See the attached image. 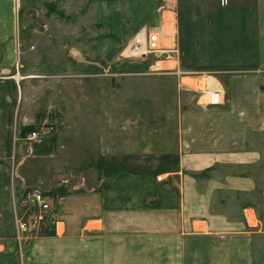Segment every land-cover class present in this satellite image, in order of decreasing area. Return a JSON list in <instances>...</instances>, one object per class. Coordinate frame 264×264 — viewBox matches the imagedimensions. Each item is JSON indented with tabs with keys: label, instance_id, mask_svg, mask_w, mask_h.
<instances>
[{
	"label": "crops",
	"instance_id": "0c3cea01",
	"mask_svg": "<svg viewBox=\"0 0 264 264\" xmlns=\"http://www.w3.org/2000/svg\"><path fill=\"white\" fill-rule=\"evenodd\" d=\"M82 2L92 7L94 20L65 26L52 14L43 20L59 9V0H0V158L8 155L10 126L35 122L28 109L33 116L44 93H61L57 78L90 75L102 67L87 65L88 54L75 45L92 42L99 62L116 58L124 43L123 10L132 36L161 27L167 41L178 45L176 66L215 74L224 102L203 113L190 107L178 121L174 145L161 153H138L124 134L122 118H115L114 133L90 139L102 141V150L82 173L97 175L86 178L78 196L74 188L57 194L46 223L31 208L38 222L21 248L11 237L14 196L22 198L29 187L18 180L14 189L0 176V238L5 240L0 264H234L224 255L234 248V226L226 215L210 212L209 192L203 189L213 181L202 186L194 175L218 163L249 161L246 132L264 110V0H227L224 6L220 0H176L170 23L163 11L156 16L155 0ZM42 44L50 48L39 49ZM14 67L19 77L25 73L19 82L8 74ZM32 93L34 105L28 100ZM56 152L58 159L63 150Z\"/></svg>",
	"mask_w": 264,
	"mask_h": 264
},
{
	"label": "rangeland",
	"instance_id": "374dc122",
	"mask_svg": "<svg viewBox=\"0 0 264 264\" xmlns=\"http://www.w3.org/2000/svg\"><path fill=\"white\" fill-rule=\"evenodd\" d=\"M59 1L62 5L58 10L52 9V12L43 15L44 22L50 21L52 16L65 26L68 23L77 24L94 20L92 7L81 5L83 0ZM155 1L157 17L162 11L164 16L167 15L166 18L174 13L176 0ZM121 13L124 43L122 50L116 51V58L109 61L103 59L99 62L93 59L98 49L92 42L87 41L84 46L75 45L77 51L88 54L87 65L95 68L96 64L100 63L102 67H96L90 75L57 78L55 84L60 89L63 88L61 93H44L40 108L36 109V112L32 109L33 116L30 108L28 109L27 115L34 117L35 122L22 127L13 124L10 126L8 155L0 158V165L7 169L1 167L0 176H4L8 182L11 181L14 189L20 180L21 184L25 183L29 187L25 190H38L45 195L49 201V209L40 214L44 223L55 208L57 194L67 195L66 190L74 188L73 195L78 196L86 187V178H94L97 175L96 172L82 173L83 169L91 167L93 160L98 159L97 156L102 150L98 148L99 142L102 141L90 139L98 138V134L104 131L108 134L114 133L115 118H122L124 134L129 141L133 139L138 153L149 154L153 151L161 153L174 145L179 131L178 121L182 114L186 115L189 112L190 107L203 113L223 105L224 91L215 74L183 70L176 66L180 61L179 48L177 44H172V39L168 43L162 38L159 52L144 53L142 58L133 57L129 53L130 51L135 53L131 47L132 39L140 32L132 36L130 29H125V26H128V14L125 10ZM161 30V27L146 29L147 32L158 31L161 37H167V33L164 34ZM168 44L173 48L168 49ZM111 47L108 44V48ZM40 48L46 50L50 46L42 44ZM141 51L144 52L143 48ZM17 72V68L14 67L8 74H12L15 81L19 82L25 73L20 72L22 79L17 81L18 75H15ZM67 79L70 81H66ZM214 81L217 84H213ZM201 83L205 85L207 83V87L220 92L221 104H200L204 102L205 96L197 89ZM66 84L69 87H64ZM28 100L31 101L30 105H34L36 98L33 93ZM261 111L260 122L251 125L246 132L249 161L233 165L218 163L210 167V171L194 175L202 186L213 181L210 187L203 189L204 192H209L210 212L226 215L234 226L232 238L234 248H229L232 250L231 253L228 251V254H224L233 258L234 264H264V110ZM68 119H71L72 123H69ZM40 127L52 128V134L47 141L41 146H24L22 129ZM59 149L63 150V153L56 159V150ZM14 197L16 203L12 214L14 234L11 237L21 248L34 234L38 216L34 217L31 214V204L25 197L22 199L19 194ZM20 223L26 224L24 232H17V225ZM225 239L219 238L220 241ZM4 241L0 238V243Z\"/></svg>",
	"mask_w": 264,
	"mask_h": 264
},
{
	"label": "built area",
	"instance_id": "2783aa9c",
	"mask_svg": "<svg viewBox=\"0 0 264 264\" xmlns=\"http://www.w3.org/2000/svg\"><path fill=\"white\" fill-rule=\"evenodd\" d=\"M220 4L222 6L227 4V0H220ZM143 39L140 37V34L135 35L133 37V44H131V47H133V51L135 55H142L140 54L143 48V53H156L161 51V44H162V37L158 31H146V29H143ZM143 41V44H142ZM144 55V54H143ZM15 75H18L16 73ZM13 78V76H11ZM201 93V92H200ZM203 94V93H202ZM207 95V94H203ZM209 97V96H208ZM202 104V103H200ZM220 102H211L210 98L209 101L206 104L203 105H219ZM52 134V128L51 127H40L36 129H32L29 131L24 137H22V144L24 146L32 147V146H41L43 145L47 139ZM157 180L159 181L160 178L158 177ZM24 197L26 201H29L31 204V208L39 211L40 213L45 212L49 209V201L45 197V195L37 190L33 191H27L24 194ZM18 231L24 232L26 230V224L20 223L17 225Z\"/></svg>",
	"mask_w": 264,
	"mask_h": 264
},
{
	"label": "bare ground",
	"instance_id": "6f19581e",
	"mask_svg": "<svg viewBox=\"0 0 264 264\" xmlns=\"http://www.w3.org/2000/svg\"><path fill=\"white\" fill-rule=\"evenodd\" d=\"M169 11H167V13H168ZM171 13V12H170ZM169 14V13H168ZM169 16H170V14H169ZM168 16V17H169ZM165 22L166 23H170V21L168 20V18H166V20H165ZM140 37L143 39V33H141L140 34ZM163 38V40L165 41V42H167V40H168V36L167 37H162ZM164 41H163V43H164ZM169 43V42H168ZM163 45H165V44H163ZM172 48V47H171ZM168 49H170V46L168 45ZM127 51L129 52V48L127 49ZM129 53H131L132 55H133V57H136V58H142V56H143V52H141L140 54H142V55H135V54H133V52H129ZM141 56V57H140ZM17 77V76H16ZM18 80H20V77L18 76V78H17V81ZM193 80V79H192ZM198 84H196V86H197ZM197 89L201 92V93H203V94H207V95H205V96H203V99H204V102H200V103H202V104H206L208 101H209V98H210V100H211V102H220L221 103V94H220V92L217 90V89H214V88H208L207 87V83H206V85L205 84H203V83H201L199 86H197ZM209 96V97H208Z\"/></svg>",
	"mask_w": 264,
	"mask_h": 264
},
{
	"label": "trees",
	"instance_id": "16d2710c",
	"mask_svg": "<svg viewBox=\"0 0 264 264\" xmlns=\"http://www.w3.org/2000/svg\"><path fill=\"white\" fill-rule=\"evenodd\" d=\"M32 129H26V128H23L22 131H21V136L24 137L29 131H31ZM27 192V190H25V192L23 193L22 195V198L24 197V194ZM30 212L32 213V209L30 210Z\"/></svg>",
	"mask_w": 264,
	"mask_h": 264
}]
</instances>
